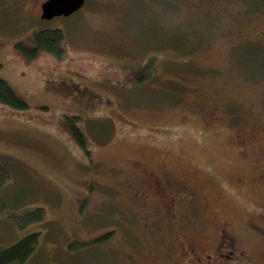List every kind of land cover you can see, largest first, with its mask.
<instances>
[{"label": "rangeland", "instance_id": "obj_1", "mask_svg": "<svg viewBox=\"0 0 264 264\" xmlns=\"http://www.w3.org/2000/svg\"><path fill=\"white\" fill-rule=\"evenodd\" d=\"M45 1L0 0V78L27 104L0 103V198L7 212L43 210L22 228L0 214V248L39 232L25 264H162L178 235L231 222L264 264L250 227L264 230V0H85L42 20ZM54 28L59 58L15 51ZM155 185L185 187L179 221L163 219L161 196L143 203Z\"/></svg>", "mask_w": 264, "mask_h": 264}, {"label": "trees", "instance_id": "obj_2", "mask_svg": "<svg viewBox=\"0 0 264 264\" xmlns=\"http://www.w3.org/2000/svg\"><path fill=\"white\" fill-rule=\"evenodd\" d=\"M32 39V46H26L22 43L15 45V51L17 52V54L27 61L36 58L40 52L50 54L56 58H59L64 53V48L62 46L64 34L62 30L58 28L38 30L37 32L33 33ZM150 68L151 66H145V73L150 71ZM145 78L146 77H144V79ZM137 81H141V79H137ZM0 103L18 111H22L27 108L26 102L13 91V89L5 82V80L1 78ZM74 119L75 122H78V119ZM75 122L68 123L67 126L69 134L72 137L73 141L77 144V146L83 149L86 155L89 156V150L87 148L86 140ZM8 177V170L0 164V188L7 182ZM0 214L4 215L5 218L15 221L17 226H19L20 228L29 223L41 221L43 219V210L39 207L28 212L27 210H23V212L20 211L18 213L7 212L5 210V203L1 198ZM39 234V232H31L11 246L0 248V264H25L36 249L40 238ZM108 236V234H105L93 241L85 243L73 241L71 242L69 247L73 250H78L95 244L101 240L104 241L108 238Z\"/></svg>", "mask_w": 264, "mask_h": 264}, {"label": "flooded vegetation", "instance_id": "obj_3", "mask_svg": "<svg viewBox=\"0 0 264 264\" xmlns=\"http://www.w3.org/2000/svg\"><path fill=\"white\" fill-rule=\"evenodd\" d=\"M146 179L151 178L147 176ZM157 182L161 183V181L158 180ZM155 188L156 190L151 194L142 196L141 199L146 198L147 200L143 203L146 204L161 196L163 201L167 200L168 202L167 204H164V208L161 212L163 219H167L172 215L177 221H179L181 217L179 214L175 216L174 212H178V209L183 202L190 201L188 200L190 199V195L187 193L185 187L183 189H166L164 191L159 185H155L154 189ZM150 198L152 199L150 200ZM177 226L179 228H185L184 223ZM250 227L255 233L264 235V230L260 227L252 224ZM182 240H185V242ZM177 242L179 246L177 247L175 254L173 251L171 255L172 258L166 262V259L160 257V262L162 264H255L251 249L243 246L238 238L235 237L232 231L231 222L221 224V227L217 228L215 232L211 234L200 230L195 232L192 237H189V239L186 238V236L180 238L178 235ZM149 250L151 253L149 252L147 256L153 255L152 249L149 248ZM166 254L168 255V252H166Z\"/></svg>", "mask_w": 264, "mask_h": 264}, {"label": "water", "instance_id": "obj_4", "mask_svg": "<svg viewBox=\"0 0 264 264\" xmlns=\"http://www.w3.org/2000/svg\"><path fill=\"white\" fill-rule=\"evenodd\" d=\"M85 0H46L41 5L42 20H51L55 17H68L78 11Z\"/></svg>", "mask_w": 264, "mask_h": 264}]
</instances>
